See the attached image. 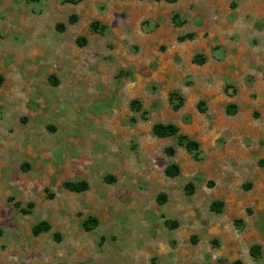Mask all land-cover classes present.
Wrapping results in <instances>:
<instances>
[{
	"label": "rangeland",
	"instance_id": "1",
	"mask_svg": "<svg viewBox=\"0 0 264 264\" xmlns=\"http://www.w3.org/2000/svg\"><path fill=\"white\" fill-rule=\"evenodd\" d=\"M0 77V264H264V0H0Z\"/></svg>",
	"mask_w": 264,
	"mask_h": 264
},
{
	"label": "trees",
	"instance_id": "2",
	"mask_svg": "<svg viewBox=\"0 0 264 264\" xmlns=\"http://www.w3.org/2000/svg\"><path fill=\"white\" fill-rule=\"evenodd\" d=\"M68 3L71 4H75L77 2H79L80 0H65ZM154 1H160V0H154ZM170 3H174L176 0H164ZM74 18L70 19V23H73ZM97 25V23H92L91 24V29H95V26ZM64 28L63 24H59L56 29L58 31H62ZM97 29V28H96ZM188 38H191L192 35H188ZM185 39V37L180 36L178 38L179 41H183ZM82 39H78V42L81 41ZM193 63L195 64H201L202 63V58L200 56H197L194 58ZM1 80V77H0ZM55 83V82H54ZM169 101L172 105V109L174 111H177L181 104H182V98L176 94V93H171L170 97H169ZM132 106H135L137 103L135 101H133ZM199 105H202V103H200ZM227 113H230L229 108L227 109ZM152 132L153 135L156 138L159 139H163V138H168V137H176L177 139V144L180 147L185 148V150L189 153H193L194 155L198 154V144L189 139L187 136L180 134L179 133V129L178 127H176L175 125L172 124H167V125H163V124H155L152 128ZM164 154L167 156H172L174 154V150L171 147H168L164 150ZM164 174L167 177H175L179 174V169L176 165L174 164H169L168 166H166L165 170H164ZM64 188L70 192H74V193H81L83 191L87 190V183L84 181H79V182H75V183H71V182H66L63 184ZM186 190L188 192V194H190L192 192V186L188 185L186 186ZM157 201L159 203H161V201H163L162 196L158 197ZM221 207V203H212L210 206V210L212 212H218L219 209ZM24 213H27L25 210H22ZM96 223V220L93 218H89L86 222L83 223V227L86 230H90ZM50 229V226L47 222H39L37 223L33 228H32V235L33 236H38L41 233H45L48 232ZM56 239L59 238V236L57 234H55ZM258 247L257 246H253L250 248V255L253 258H257L259 256V252H258Z\"/></svg>",
	"mask_w": 264,
	"mask_h": 264
}]
</instances>
